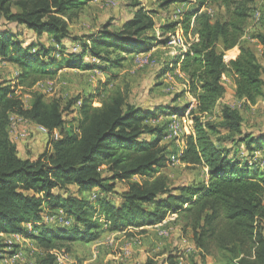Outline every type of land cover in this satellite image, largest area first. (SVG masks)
Returning a JSON list of instances; mask_svg holds the SVG:
<instances>
[{
    "label": "trees",
    "instance_id": "obj_1",
    "mask_svg": "<svg viewBox=\"0 0 264 264\" xmlns=\"http://www.w3.org/2000/svg\"><path fill=\"white\" fill-rule=\"evenodd\" d=\"M90 1L0 0V21L24 25L37 35L47 33L58 45L73 39L80 46V51L67 53L68 59L58 62L50 57L46 63L43 59L48 58L52 48L40 43L23 46L15 33L0 30V57L19 67L20 84L27 80L33 84L38 77L55 74L63 64L88 69L97 64L105 70L108 64H120L123 57L119 54L145 51L151 46L154 39L146 32L154 27V21L142 8L119 29L103 26L87 39L89 43L72 37L69 20ZM178 1L165 0L162 5ZM195 2V7L185 11L182 27L187 32L194 17L192 32L197 40L172 59L175 65L180 62L186 78L183 92L195 98L194 108L186 103L159 105L151 110L128 102L125 93L114 90L100 101V106L92 105L98 94L73 100L72 104L81 99L80 119L76 125L66 127L58 99L46 101L42 93L33 92L26 108L15 89L0 86V233H22L35 240L46 250L38 264H54L51 250L68 249L78 240L92 241L103 228L121 231L130 225H150L171 211L177 214L182 229L190 230L201 264H205L207 255L215 258V264H264V131L242 132L243 117L236 107L221 104L218 110L226 91L221 80L224 72L232 74L235 97L243 104L254 105L264 97V64L250 46L241 44L254 0ZM212 2L225 9L224 19L213 21L200 12ZM178 22L167 23L160 30L166 32ZM255 38L264 47V32ZM218 43L225 50L239 45L240 52L226 62L223 52L217 49ZM113 52L118 54L115 58L107 57ZM87 57L102 65H89L84 61ZM167 71L163 67L161 74ZM189 108L191 133L185 136L181 161L206 167L208 178L172 188L167 176L159 174L167 160L161 144L167 121L152 125L146 120L161 110L170 115L183 114ZM11 114L45 127L50 149L21 157L8 133ZM55 129L61 133L58 139L50 136ZM222 129L238 134L237 141L249 155L219 145L212 136ZM257 151L263 155L260 160L253 158ZM133 176L142 180L132 181ZM116 181H126V188L116 190ZM70 185L76 186V192H71ZM94 188L96 196L91 198ZM114 196L118 197L116 202ZM55 210H62L70 224H46L45 215ZM27 223L33 224L37 232L22 227ZM170 262L176 264L172 259Z\"/></svg>",
    "mask_w": 264,
    "mask_h": 264
},
{
    "label": "rangeland",
    "instance_id": "obj_2",
    "mask_svg": "<svg viewBox=\"0 0 264 264\" xmlns=\"http://www.w3.org/2000/svg\"><path fill=\"white\" fill-rule=\"evenodd\" d=\"M164 1L91 0L69 20L70 35L87 41L91 35H97V32L103 26H107L110 30L119 29L121 24L130 19L139 8L150 12L154 27L146 32V36L152 37L154 39L151 40L153 43L151 42V46L145 51L119 54L123 57L119 65L111 66L108 64L106 65L107 68L102 70L98 68L97 64H95L96 67L89 69L69 68L63 64L55 74L38 77L33 84L29 80L20 84L17 78L19 67L0 57V86L9 85L15 89V93L20 96L26 108L30 106L33 92L42 93L46 101L58 99L64 109L66 127L72 124L76 125L80 119L78 108L81 99L79 98L72 104L73 100L88 94H98L93 101L95 104L92 102V105L100 106V101L114 90L125 93L128 102L142 105L151 110L159 105L173 107L189 103V106H191L192 101H194V104L190 108H194L196 105L195 98L189 92H183L185 86L182 85L181 76L179 75V73L182 74L180 62L176 65L172 63L175 55L183 50H179L180 47H174L165 42L177 25L166 32L160 30L161 26L177 21H179L180 26H183V15L185 11L190 9L192 0H180L178 4L171 3L163 6ZM200 10V12L207 13L213 21L225 18V9L215 2L209 3ZM257 10L260 11V16L255 18L254 15ZM0 30L15 33L17 39L23 42V46H27L29 43L34 45L40 43L52 48L48 58L43 59L46 63H49L50 57L59 62L70 57L67 54L68 52L80 51L79 43L73 39L65 40L58 45L53 42L47 33L37 35L24 25L15 24L14 22L0 21ZM261 32H264V0H254L245 25V34L242 38L243 43L250 46L255 51L259 61L263 63L264 47L255 38V35ZM160 41H164L163 44H158ZM116 55H118L117 52H113V54L109 53L107 57L115 58ZM84 61L89 65L91 63L102 65L100 61L91 57H87ZM163 67L167 68L168 71L161 74ZM225 92L228 94L224 101V96L220 100L218 110L221 104L236 107L243 117L242 132L256 134L257 132H263L264 97L259 98L254 105H248L236 99L232 92L228 90ZM161 112H155L156 116L146 120V122L156 125L167 121V132V124L171 114L167 115L169 113L167 111ZM12 122L24 132V136L15 140L21 157H33L46 149H50V146L46 143V136L39 132L35 123L13 116ZM8 133L12 137L15 134L11 126L8 127ZM212 137L219 145L232 149V152L237 151L243 156L249 155L243 144L237 141L238 134H232L222 129ZM161 144L165 146L167 160L165 165L159 169V174L167 176L172 188L206 181L207 168L202 165H187L181 161L185 139L182 141L173 136L165 135ZM262 156L260 151L253 154V158L259 160ZM262 164L264 168V161ZM131 180L141 181L142 178L133 176ZM126 183V181H116L114 183L115 189L118 191L124 190ZM69 189L71 192H76L77 188L70 185ZM95 191L96 188L90 192V197ZM112 198L116 202L117 198L115 196ZM57 212L59 210L45 215L44 221L46 224H61ZM174 214L172 211L168 213L164 219L160 220L162 222H156V227L154 224L141 225L137 226L136 230L125 234L106 231L107 233L101 237L102 239L99 242L92 240L91 243V241L78 240L71 243L68 249L65 247L57 248L60 253L66 254L62 264H105L108 262L113 264H144L148 260L153 261L154 264H171L170 259L177 263L179 255L183 257V264H201L199 252L191 248L193 243L191 232L182 229L181 223L177 220V214ZM22 227L27 231L37 232L34 230L33 224L31 226L23 224ZM187 248H190V251H186ZM45 251L35 240L23 234L22 237L15 238L12 235L0 233V264H11L13 262L38 264ZM54 264L61 263L55 260ZM205 264H215V258L212 255H207Z\"/></svg>",
    "mask_w": 264,
    "mask_h": 264
},
{
    "label": "built area",
    "instance_id": "obj_3",
    "mask_svg": "<svg viewBox=\"0 0 264 264\" xmlns=\"http://www.w3.org/2000/svg\"><path fill=\"white\" fill-rule=\"evenodd\" d=\"M259 16H260V11L257 10L254 17L257 18ZM193 22H194V17L191 18L190 27H189L187 32H185L184 29L182 28V26H180V23H178L174 32L170 33L168 35L166 44L173 45L174 47L178 46V47H180L179 50H183V51L187 50V48L193 42H195L197 40V34L192 32ZM93 104H95V102H93ZM189 110H190V108L187 109L186 112L183 114L173 113L169 116L170 118H169V122L167 124V132H166L167 136H173L176 139L183 141V139H185V136L188 135L189 133H191V120L188 117ZM12 116L13 117H19V118L21 117L24 120H27V119H25L24 117L17 115V114H11L10 115L9 126H11V129L15 133L13 137H12V135H10V136L12 137V139L15 142V140H18L21 136H24V132L15 126L14 122H12ZM37 127H38L40 133H42V134L48 133V130L45 127H43L41 125H37ZM50 136L53 139H58L61 137V133L58 129H55L51 133ZM95 196H96L95 192L91 194V198H94ZM57 215L59 216L60 222L62 225H69L70 224V219H68L64 215L62 210H59V212H57ZM174 215H176V213ZM159 222H162V221H159ZM27 225L31 226V223H27ZM154 225L156 227L157 224L154 223ZM139 228H141V227H139ZM136 229H137V226L130 225V226L126 227L125 229H123L121 231H117V232L125 234L127 232H132L133 230H136ZM9 235L10 236L12 235L15 238L22 237V233H12ZM191 248H193V247H191ZM186 251H190V248H187ZM51 253L54 254L55 260H57L61 264L63 263L64 258L66 257V254L60 253V251H58L57 249L51 250ZM176 264H183V257L181 255L178 256V261Z\"/></svg>",
    "mask_w": 264,
    "mask_h": 264
},
{
    "label": "crops",
    "instance_id": "obj_4",
    "mask_svg": "<svg viewBox=\"0 0 264 264\" xmlns=\"http://www.w3.org/2000/svg\"><path fill=\"white\" fill-rule=\"evenodd\" d=\"M179 2H175V4H178ZM191 4V7L190 8H193V7H195L196 6V2H195V0H192V3H190ZM171 6V5H170ZM170 8H172V7H170ZM201 11V10H200ZM241 44H243V45H245L244 43H243V38L241 39ZM157 47H159V46H157ZM218 50L219 51H221V52H223V56H224V60L226 61V62H229L230 60H233V59H235L236 57H237V55L239 54V52H240V46L239 45H236L235 47H233V48H231V49H228V50H225L224 48H223V46H222V44L221 43H218ZM263 47V46H262ZM264 61V60H263ZM262 64H264V62L262 63ZM179 75L181 76V81H182V85L183 86H185L184 85V81L186 80V78H185V75H184V73L182 72V74H180L179 73ZM221 80H222V83H223V85H224V87H225V89L226 90H228L229 92H232L234 95H235V83H234V80H233V76H232V74L230 73V72H224L223 74H222V78H221ZM185 88V87H184ZM227 92H225V95H224V99H223V101L226 99V96H227ZM236 98V97H235ZM237 103H238V100H237ZM191 104V106H192V104H194V101H192V103H190ZM230 105H232V104H230ZM190 106V107H191ZM17 148H18V145H17ZM18 152H19V150H18ZM20 155V154H19ZM26 155V154H25ZM206 168V167H205ZM208 178V174H207V170H206V176H205V180ZM117 190V189H116ZM116 198H117V200H118V197L117 196H115ZM116 200V201H117ZM263 201H264V198H263ZM264 225V224H263ZM108 232V230H106L105 228H103L102 230H100L99 231V234H98V237L95 239V240H93L94 242L96 241H98L99 242V240L100 239H102L101 237H103V236H105V234ZM190 231V230H189ZM110 232H112V231H110ZM114 232H117V231H114ZM263 234H264V228H263ZM191 238H192V236H191ZM93 241H91V243L93 242ZM192 242H193V240H192ZM91 243H89V244H91ZM192 247H193V249L196 251V248L194 247V244L192 243Z\"/></svg>",
    "mask_w": 264,
    "mask_h": 264
}]
</instances>
